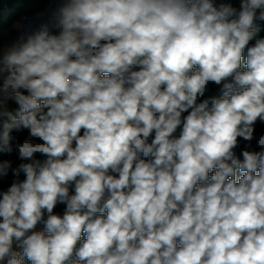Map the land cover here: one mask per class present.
Instances as JSON below:
<instances>
[{
	"label": "clouds",
	"instance_id": "obj_1",
	"mask_svg": "<svg viewBox=\"0 0 264 264\" xmlns=\"http://www.w3.org/2000/svg\"><path fill=\"white\" fill-rule=\"evenodd\" d=\"M55 5L0 46V264H264V0Z\"/></svg>",
	"mask_w": 264,
	"mask_h": 264
},
{
	"label": "trees",
	"instance_id": "obj_2",
	"mask_svg": "<svg viewBox=\"0 0 264 264\" xmlns=\"http://www.w3.org/2000/svg\"><path fill=\"white\" fill-rule=\"evenodd\" d=\"M52 1L53 0H0V46L9 47L14 44L21 35L20 31L16 28V24L24 17H35L39 13L43 12ZM228 2L232 3L233 6L239 5V0H228ZM259 35L264 37V26H262V31ZM251 43H254V41ZM209 89V92L206 93V98L213 96L219 97L222 95L219 86L210 84ZM13 107L15 108L18 106L13 105ZM13 134L18 136L22 142L27 136V130L20 133L14 132ZM178 134L179 132H177V135ZM261 134H264V125L257 122L255 135L258 137ZM238 139L241 141V147H243L245 142L242 138ZM253 143H255V141H253ZM36 155L41 160L44 159V157H41L40 154ZM3 158H11L14 161V167L20 162L15 153H13L11 157L5 156ZM10 183L11 174L9 175V178L3 182V184L4 186H7ZM70 194H74V189L70 190ZM65 207V204L58 203L57 207L54 209V213L62 215ZM40 227L42 228V226Z\"/></svg>",
	"mask_w": 264,
	"mask_h": 264
},
{
	"label": "rangeland",
	"instance_id": "obj_3",
	"mask_svg": "<svg viewBox=\"0 0 264 264\" xmlns=\"http://www.w3.org/2000/svg\"><path fill=\"white\" fill-rule=\"evenodd\" d=\"M55 5V0H53L46 8L43 12L39 13L38 15H36L35 17H24L22 18L17 24H16V28L20 31V33H22L23 31H25L27 29V26L29 24H31L32 26H36L39 23H41L42 21H45L48 18V14L50 12V10L52 8H54ZM41 17V18H39ZM17 25H20L21 27H17Z\"/></svg>",
	"mask_w": 264,
	"mask_h": 264
},
{
	"label": "water",
	"instance_id": "obj_4",
	"mask_svg": "<svg viewBox=\"0 0 264 264\" xmlns=\"http://www.w3.org/2000/svg\"><path fill=\"white\" fill-rule=\"evenodd\" d=\"M39 18H41V17H39Z\"/></svg>",
	"mask_w": 264,
	"mask_h": 264
}]
</instances>
